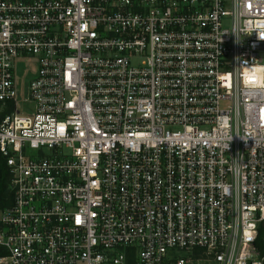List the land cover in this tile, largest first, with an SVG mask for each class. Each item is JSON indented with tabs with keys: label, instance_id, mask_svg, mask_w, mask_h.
<instances>
[{
	"label": "built area",
	"instance_id": "obj_1",
	"mask_svg": "<svg viewBox=\"0 0 264 264\" xmlns=\"http://www.w3.org/2000/svg\"><path fill=\"white\" fill-rule=\"evenodd\" d=\"M261 34L264 0H0V264H264Z\"/></svg>",
	"mask_w": 264,
	"mask_h": 264
},
{
	"label": "trees",
	"instance_id": "obj_2",
	"mask_svg": "<svg viewBox=\"0 0 264 264\" xmlns=\"http://www.w3.org/2000/svg\"><path fill=\"white\" fill-rule=\"evenodd\" d=\"M9 172L6 168L4 159L0 156V207H5L11 203L12 194L9 190ZM257 245L260 251L264 254V228L261 227ZM4 252L0 249V257Z\"/></svg>",
	"mask_w": 264,
	"mask_h": 264
},
{
	"label": "rangeland",
	"instance_id": "obj_3",
	"mask_svg": "<svg viewBox=\"0 0 264 264\" xmlns=\"http://www.w3.org/2000/svg\"><path fill=\"white\" fill-rule=\"evenodd\" d=\"M35 66H31L29 63H20L18 70L19 77V90L21 97L27 95L28 82L29 79H32L35 75Z\"/></svg>",
	"mask_w": 264,
	"mask_h": 264
},
{
	"label": "clouds",
	"instance_id": "obj_4",
	"mask_svg": "<svg viewBox=\"0 0 264 264\" xmlns=\"http://www.w3.org/2000/svg\"><path fill=\"white\" fill-rule=\"evenodd\" d=\"M260 39H264V34L259 35Z\"/></svg>",
	"mask_w": 264,
	"mask_h": 264
},
{
	"label": "water",
	"instance_id": "obj_5",
	"mask_svg": "<svg viewBox=\"0 0 264 264\" xmlns=\"http://www.w3.org/2000/svg\"><path fill=\"white\" fill-rule=\"evenodd\" d=\"M262 227L264 228V222L262 223Z\"/></svg>",
	"mask_w": 264,
	"mask_h": 264
}]
</instances>
